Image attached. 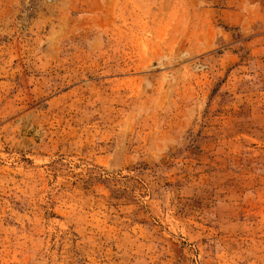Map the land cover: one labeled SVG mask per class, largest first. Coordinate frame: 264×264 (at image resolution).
<instances>
[{"label":"rangeland","instance_id":"rangeland-1","mask_svg":"<svg viewBox=\"0 0 264 264\" xmlns=\"http://www.w3.org/2000/svg\"><path fill=\"white\" fill-rule=\"evenodd\" d=\"M0 264H264V0H0Z\"/></svg>","mask_w":264,"mask_h":264}]
</instances>
